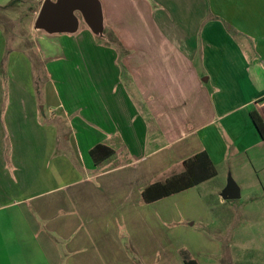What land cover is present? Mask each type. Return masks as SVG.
<instances>
[{"label":"crops","instance_id":"1","mask_svg":"<svg viewBox=\"0 0 264 264\" xmlns=\"http://www.w3.org/2000/svg\"><path fill=\"white\" fill-rule=\"evenodd\" d=\"M13 1L0 21H18L15 7L36 19L46 0L0 7ZM100 2L104 30L122 52L106 47L80 12L74 33L35 30L42 33L33 50H12L0 22V67L8 54L9 77L0 116V264H131L123 228L139 252L156 242L172 248L162 234L174 225L169 234L187 249L179 264H236L230 238L194 227L231 219H212L222 170L264 162L251 117L264 119V0ZM116 21H152L155 44L125 39ZM32 58L45 75L41 86ZM98 145L114 151L100 164L91 155ZM203 152L216 177L151 202L152 185L183 174Z\"/></svg>","mask_w":264,"mask_h":264},{"label":"rangeland","instance_id":"2","mask_svg":"<svg viewBox=\"0 0 264 264\" xmlns=\"http://www.w3.org/2000/svg\"><path fill=\"white\" fill-rule=\"evenodd\" d=\"M12 11V15L18 16V21H8L5 16H1L2 28L8 37L10 48L12 50L28 46L29 48H33L36 45V38H38L39 33H42L34 32L37 30V17L36 19L34 17L32 18L31 14L26 16V9L20 10L15 7ZM224 23L226 26L230 24L229 21H224ZM116 26L120 35L127 40H131L134 36L136 37L138 35L144 37L143 39H146L145 43L148 44L146 49H149L150 44H152V42L150 43V41H148L150 40L149 37H151V40L153 41L154 36H156L154 32L156 30L152 21H116ZM104 32L106 38L103 40V43L105 45L108 44L106 47L110 46L112 48V44L121 52L126 49L114 32L109 29L106 31L104 30ZM153 44H155L154 41ZM7 55L8 54L3 57V65L0 67V116H3L6 111L9 97V77L6 64L8 60ZM32 62L34 67L38 70L35 76L42 78V82L36 80V84H40L41 86L44 83L45 75L40 72L41 67L38 59L32 58ZM43 96V93L42 96L37 95L38 101L43 98ZM6 146L8 148V143H6ZM6 158L8 161L7 155ZM255 168L257 170H255ZM222 171L224 187L221 186L219 188L221 196L230 179H232L242 189V197L239 200L233 201H223L221 198H218L214 203L211 201L212 219L216 220V215L222 213H230L231 219H225L222 225L220 223V226H215V224L211 223L196 222L194 228L208 234L214 240L219 236L222 239L230 238L233 243L232 246H234L232 251H234L236 256H234V262L236 264H264V196L261 193V190L264 189V162H254L253 164L248 163L246 168L241 169H239V166H235L234 172L228 171L226 173L224 170ZM243 181H245L244 184L240 183ZM250 188L255 189V194L247 197L246 191ZM215 190L217 191L218 189ZM192 206L197 207V204L190 203V207ZM190 220L189 223L193 222V219ZM218 221H220V219H218ZM175 228V225L171 229L167 227L166 230L168 229V233L162 234L164 238L167 236L172 240V246H170L172 248H165L166 244H164V242H156L154 248L149 250L141 249L139 252L134 249L129 233L123 228L121 234L122 237H124V248L130 255L129 258L133 259L131 260L133 262H131V264H179L182 262L187 254V249L184 246L181 248L182 238L180 235L169 234V230H172V232L175 233ZM225 244L226 246L228 245L227 243ZM175 246H177V248H175ZM134 254L136 256H134Z\"/></svg>","mask_w":264,"mask_h":264},{"label":"water","instance_id":"3","mask_svg":"<svg viewBox=\"0 0 264 264\" xmlns=\"http://www.w3.org/2000/svg\"><path fill=\"white\" fill-rule=\"evenodd\" d=\"M76 12H80L91 30L102 35L104 21L100 0H46L39 13L36 28L48 33H74L78 29L79 21ZM225 201L241 198L239 186L230 179L222 193Z\"/></svg>","mask_w":264,"mask_h":264},{"label":"trees","instance_id":"4","mask_svg":"<svg viewBox=\"0 0 264 264\" xmlns=\"http://www.w3.org/2000/svg\"><path fill=\"white\" fill-rule=\"evenodd\" d=\"M16 2L17 1H13L6 7H0V11L2 12L7 9L9 10ZM29 50H33V48H29ZM251 117L258 133L260 134L261 138L264 139V119L256 111L251 113ZM113 154L114 151L104 145H98L91 151V155L96 164L104 162L105 160L113 156ZM216 176L217 170L213 162L211 161L209 155L206 152H203L197 155L195 158L190 159L188 162H186V171L183 174L175 176L170 180H167V182L165 183H157L152 185L150 189L153 191L154 197L153 201L151 202L198 186L199 184L206 182L207 180H210ZM146 194L147 192L144 193V196ZM145 198L147 200V196H145ZM187 264L196 263L191 260L188 261Z\"/></svg>","mask_w":264,"mask_h":264}]
</instances>
